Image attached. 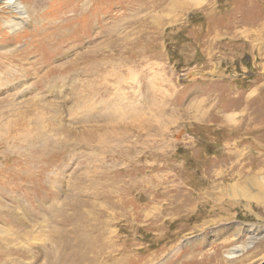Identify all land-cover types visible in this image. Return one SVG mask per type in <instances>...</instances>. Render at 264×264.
I'll list each match as a JSON object with an SVG mask.
<instances>
[{
    "label": "rangeland",
    "instance_id": "1",
    "mask_svg": "<svg viewBox=\"0 0 264 264\" xmlns=\"http://www.w3.org/2000/svg\"><path fill=\"white\" fill-rule=\"evenodd\" d=\"M3 1L0 264H264V0Z\"/></svg>",
    "mask_w": 264,
    "mask_h": 264
},
{
    "label": "bare ground",
    "instance_id": "2",
    "mask_svg": "<svg viewBox=\"0 0 264 264\" xmlns=\"http://www.w3.org/2000/svg\"><path fill=\"white\" fill-rule=\"evenodd\" d=\"M3 3H4V6H6L11 12L15 13L16 16H19L18 18L24 17L23 15L25 13V10L19 1L17 2L16 0H4ZM7 24L12 25L11 27H17V26L20 27L22 24V20L19 19L16 22L8 21ZM250 238L251 239H250L249 243L246 244L245 246H243V248L234 247L230 252L231 253L230 256H233V254L238 253L240 250H244V248L248 247L249 244H252L257 237L253 236Z\"/></svg>",
    "mask_w": 264,
    "mask_h": 264
}]
</instances>
